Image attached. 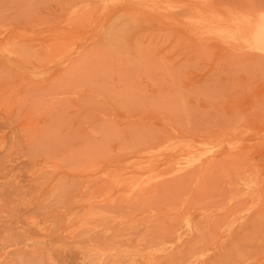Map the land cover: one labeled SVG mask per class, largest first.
<instances>
[{
	"label": "rangeland",
	"instance_id": "obj_1",
	"mask_svg": "<svg viewBox=\"0 0 264 264\" xmlns=\"http://www.w3.org/2000/svg\"><path fill=\"white\" fill-rule=\"evenodd\" d=\"M264 0H0V264H264Z\"/></svg>",
	"mask_w": 264,
	"mask_h": 264
},
{
	"label": "bare ground",
	"instance_id": "obj_2",
	"mask_svg": "<svg viewBox=\"0 0 264 264\" xmlns=\"http://www.w3.org/2000/svg\"><path fill=\"white\" fill-rule=\"evenodd\" d=\"M252 29L251 43L258 51L264 53V13L259 16Z\"/></svg>",
	"mask_w": 264,
	"mask_h": 264
}]
</instances>
